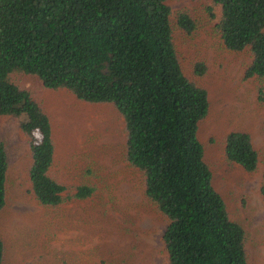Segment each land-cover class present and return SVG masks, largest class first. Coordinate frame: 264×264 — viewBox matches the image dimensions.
Wrapping results in <instances>:
<instances>
[{"label": "trees", "instance_id": "trees-1", "mask_svg": "<svg viewBox=\"0 0 264 264\" xmlns=\"http://www.w3.org/2000/svg\"><path fill=\"white\" fill-rule=\"evenodd\" d=\"M207 1L204 10L223 45L249 49L244 76L262 81L257 98L264 101V0ZM175 26L190 33L197 18L180 10L173 19L168 0H0V115L20 119L28 137L31 191L41 205L56 206L65 198H86L95 188L80 183L73 190L59 179L51 116L11 75H32L44 88L112 104L123 118L126 159L141 172L145 195L166 220L168 264H251L246 230L231 217L205 159L200 129L210 99L195 77L207 65L197 59L191 75L184 71ZM223 149L228 161L248 172L259 166V151L245 128L228 130ZM7 169L0 138V210ZM68 190L73 193L66 196ZM260 191L264 198V185Z\"/></svg>", "mask_w": 264, "mask_h": 264}, {"label": "rangeland", "instance_id": "rangeland-1", "mask_svg": "<svg viewBox=\"0 0 264 264\" xmlns=\"http://www.w3.org/2000/svg\"><path fill=\"white\" fill-rule=\"evenodd\" d=\"M168 2L173 19L180 10L197 18L195 30L187 33L175 26L174 35L187 74L197 59L207 65L195 77L210 99L200 129L205 159L231 217L246 230L249 262L264 264V101L257 98L262 81L244 76L250 51L223 45L204 10L207 0ZM11 79L28 87L51 116L57 148L53 166L59 179L73 190L80 183L95 189L83 199L41 205L27 176L28 137L20 119L0 115V138L8 155L6 201L0 210L4 264H168L162 240L166 220L145 195L141 172L126 159L124 122L116 108L82 101L64 89L44 88L32 75L17 72ZM233 128L252 135L259 151L253 172L225 157L223 137ZM68 191L66 196L73 193Z\"/></svg>", "mask_w": 264, "mask_h": 264}]
</instances>
